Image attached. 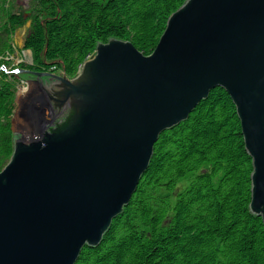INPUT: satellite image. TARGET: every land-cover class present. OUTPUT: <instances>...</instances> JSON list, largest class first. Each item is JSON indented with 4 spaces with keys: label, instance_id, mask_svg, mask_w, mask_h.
<instances>
[{
    "label": "water",
    "instance_id": "95a60500",
    "mask_svg": "<svg viewBox=\"0 0 264 264\" xmlns=\"http://www.w3.org/2000/svg\"><path fill=\"white\" fill-rule=\"evenodd\" d=\"M0 171V264H76L130 203L166 129L223 88L253 159L264 223V0H187L154 51L99 43L80 72H34ZM28 76V75H26ZM32 78V77H27Z\"/></svg>",
    "mask_w": 264,
    "mask_h": 264
},
{
    "label": "trees",
    "instance_id": "16d2710c",
    "mask_svg": "<svg viewBox=\"0 0 264 264\" xmlns=\"http://www.w3.org/2000/svg\"><path fill=\"white\" fill-rule=\"evenodd\" d=\"M0 0V171L14 150L12 117L21 75L8 73L16 30L31 21L16 68L77 76L101 42L131 41L146 55L187 0ZM253 159L236 105L221 87L164 131L136 192L100 245L76 264H264V223L250 210ZM187 181V182H186Z\"/></svg>",
    "mask_w": 264,
    "mask_h": 264
},
{
    "label": "rangeland",
    "instance_id": "374dc122",
    "mask_svg": "<svg viewBox=\"0 0 264 264\" xmlns=\"http://www.w3.org/2000/svg\"><path fill=\"white\" fill-rule=\"evenodd\" d=\"M13 4H14L15 10H17V11H19V10L28 11V9L30 7V0H15ZM30 26H31V21H27V23L24 26L19 27L13 35L12 44L14 47V53L7 55V57H6V59H8L11 63H10V65H6V68H4V67L2 68L8 73H11V70L14 67L20 66L21 63L32 64V62H33L32 61L33 60L32 51L30 49L29 50L23 49L25 38H26L27 34L29 33ZM24 68H26V67H23L21 69H24ZM48 71H50L52 73H56L59 70L50 69ZM45 72H47V71H45ZM12 73H14V72H12ZM28 86L29 85L27 84L26 80H21L19 87H18L17 94H16L18 99L22 96L21 95V89L24 87H28ZM18 99H17V102L15 104L16 107H15L13 117L16 118V122L18 125L27 128L28 127L27 126L28 125L27 124V117L25 119V116L23 115V113L25 111H23L22 105Z\"/></svg>",
    "mask_w": 264,
    "mask_h": 264
},
{
    "label": "bare ground",
    "instance_id": "6f19581e",
    "mask_svg": "<svg viewBox=\"0 0 264 264\" xmlns=\"http://www.w3.org/2000/svg\"><path fill=\"white\" fill-rule=\"evenodd\" d=\"M104 43H106V42H104ZM157 44H158V43H157ZM137 49H138V48H137ZM138 50H139V49H138ZM153 51H154V50H153ZM82 66H83V65H82ZM80 67H81V66H80ZM36 71H37V70H34V72H36ZM37 72H38V71H37ZM27 88H28V87H24V88L21 89V95H22V96H26V95H27V93H28V89H27ZM212 90H213V89H212ZM203 100H204V99H203ZM200 103H201V102H200ZM200 103H199V104H200ZM199 104H198V105H199ZM198 105H197V106H198ZM195 108H196V107H195ZM166 130H168V129H166ZM166 130H165V131H166ZM162 133H163V132H162ZM162 133H161V134H162ZM155 144H156V143H155ZM154 148H155V145H154ZM247 152H248V151H247ZM249 155H250V154H249ZM250 157H251V156H250ZM251 158H252V157H251Z\"/></svg>",
    "mask_w": 264,
    "mask_h": 264
},
{
    "label": "flooded vegetation",
    "instance_id": "af4514ba",
    "mask_svg": "<svg viewBox=\"0 0 264 264\" xmlns=\"http://www.w3.org/2000/svg\"><path fill=\"white\" fill-rule=\"evenodd\" d=\"M28 76H29V77H33V78H34V76H33L32 74H28Z\"/></svg>",
    "mask_w": 264,
    "mask_h": 264
}]
</instances>
